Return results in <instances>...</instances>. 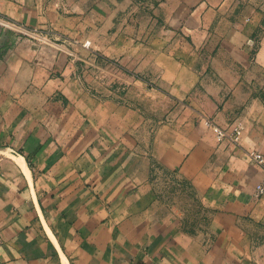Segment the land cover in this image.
<instances>
[{
  "label": "crops",
  "instance_id": "crops-1",
  "mask_svg": "<svg viewBox=\"0 0 264 264\" xmlns=\"http://www.w3.org/2000/svg\"><path fill=\"white\" fill-rule=\"evenodd\" d=\"M246 2L158 0L137 34L131 0H0V17L149 81L97 94L68 48L0 42V264H264V14Z\"/></svg>",
  "mask_w": 264,
  "mask_h": 264
},
{
  "label": "rangeland",
  "instance_id": "rangeland-1",
  "mask_svg": "<svg viewBox=\"0 0 264 264\" xmlns=\"http://www.w3.org/2000/svg\"><path fill=\"white\" fill-rule=\"evenodd\" d=\"M157 1L158 0H131L129 10H131L134 21L136 22H134L133 25H135L134 30L137 34H143L144 25L149 23L150 20H154V17L151 16V12H149V8ZM253 7H258L264 14V0H247L245 11L250 13ZM144 8H148V10L145 12L143 10ZM127 15V12L122 15L123 20ZM56 36L57 35L51 31L41 32L35 28H29L24 24L0 17V42L2 46H9L13 44L16 39L21 37H30L37 41L40 48H45V50L48 51L57 49L56 46L58 48L66 47L68 48L66 50L69 51L71 59L75 64L78 76H81V78L84 79L87 88L90 91L105 96L118 94L119 97L123 99L129 98L130 100L135 99V97L137 98L139 94L143 97V90L145 87L143 85H146V82H149L146 77L138 74L133 75L125 69V67L118 60L106 59L101 54L97 53L93 48L85 47L90 45L89 40L85 41L84 44L79 43V46L74 47L69 44H52L51 41H59V43L63 42L60 39L56 41ZM176 45H178V43H176ZM257 45L256 40L255 46L249 48L253 51L256 49ZM254 68V74L251 77L253 79V85L256 92L264 99V65L255 66ZM133 89L136 91H131ZM152 97L159 99L158 96L155 97L152 95ZM163 180L170 181V179H166V177H163ZM174 187L175 184L172 183L168 188V191L170 192L169 195L173 197V200L187 201L192 199L189 195L182 199V197H180L181 189H176ZM192 206L194 213H196L195 209L198 205L196 206V204L193 203Z\"/></svg>",
  "mask_w": 264,
  "mask_h": 264
},
{
  "label": "built area",
  "instance_id": "built-area-1",
  "mask_svg": "<svg viewBox=\"0 0 264 264\" xmlns=\"http://www.w3.org/2000/svg\"><path fill=\"white\" fill-rule=\"evenodd\" d=\"M256 40L254 37H250L247 41L249 47H254ZM207 124L213 127L217 136L221 140H229L233 143H240L242 137V129L239 125H230L229 127H222L213 122V120L208 119ZM251 156L259 164H264V154L258 150L251 151ZM264 194V179L257 185V195L261 196Z\"/></svg>",
  "mask_w": 264,
  "mask_h": 264
}]
</instances>
